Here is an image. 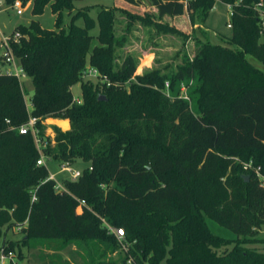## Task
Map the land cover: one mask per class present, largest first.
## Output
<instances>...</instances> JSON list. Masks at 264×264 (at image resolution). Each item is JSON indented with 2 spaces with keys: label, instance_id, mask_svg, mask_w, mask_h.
Returning a JSON list of instances; mask_svg holds the SVG:
<instances>
[{
  "label": "trees",
  "instance_id": "16d2710c",
  "mask_svg": "<svg viewBox=\"0 0 264 264\" xmlns=\"http://www.w3.org/2000/svg\"><path fill=\"white\" fill-rule=\"evenodd\" d=\"M28 1L33 16L49 4L60 19L62 11L70 14L75 2L85 0L23 3ZM123 1L149 2L158 19L187 15L201 36L192 34L193 55L179 50V64L137 75L134 55L116 61V49L127 43L115 30L117 14L128 20L126 33L139 23L155 34L189 37L115 7L99 8L94 18L77 11L67 28L56 22V30H46L37 21L17 27L24 38L13 52L33 95L27 109L17 79L0 75V248L16 253L17 261L24 259L23 248L39 257L47 249V264H264V253L245 247L259 241L264 227V188L242 166L251 161L264 175V72L246 59L264 66V28L253 9L264 0L233 7L230 36L218 37L225 45L213 44L204 28L215 0L185 6L182 0ZM79 19L83 26L76 25ZM86 65L111 86L83 82ZM181 82L191 83L188 101L178 97ZM77 83L79 105L71 93ZM29 116L69 121L67 131L51 127L53 145L45 125L36 124L47 144L45 161L86 164L75 181L63 180L64 191H56L48 169L36 164L40 154L32 135L10 130ZM76 199L88 207L81 214ZM206 218L235 239L214 235ZM101 219L124 231L128 252H119L117 260L109 258L118 253L117 241ZM17 226L22 239L6 242L5 232Z\"/></svg>",
  "mask_w": 264,
  "mask_h": 264
},
{
  "label": "rangeland",
  "instance_id": "374dc122",
  "mask_svg": "<svg viewBox=\"0 0 264 264\" xmlns=\"http://www.w3.org/2000/svg\"><path fill=\"white\" fill-rule=\"evenodd\" d=\"M112 1V0H111ZM109 0H85L81 2H75L73 4V9L71 10L70 14H68L67 11L61 12V17L59 19L58 15L52 14L49 4L44 8L43 14L40 16H33L31 14V4L30 7L26 8L24 10V13L21 16H17L14 11L11 10H5L3 13L0 14V30H2L5 33H11L13 32L17 27L19 26H28L31 21H37L39 23V26L46 30H56L55 23L58 22L60 27L67 28L68 23L70 21V18L73 14H75L77 11L85 12L91 17H95L96 12L99 11V8H120L122 10H126L132 14L140 15L142 17H147L151 21L154 22H160L162 23V19H158L156 16V12L149 8V6H143L141 5V9L139 8H133L127 5L122 6L121 4H114V2ZM138 7V6H137ZM149 8V10H145ZM151 11V12H150ZM153 11V12H152ZM116 21H115V30L117 32L118 36H126L127 43L125 46L121 49H116V61L119 63V61L125 56L126 53H130L134 55L138 61L139 65L140 63L144 64L148 62L150 59H152L151 66L149 68H161L167 64H179L181 57L175 58L176 53H178L179 50H184L186 54L189 57H192L195 43L193 42L192 34L194 33L196 36L201 37L199 32L194 29H196L194 26H192L188 20L187 15H185L183 18L176 20V25L178 27V31L181 33L187 35L189 38L185 41H183L181 38H178L173 35H159L155 34L154 29L143 27L141 24L136 23L131 27L130 32L126 33V24L128 22L127 18L122 14L116 15ZM230 15L227 7L224 5V3L220 2L219 0H215V4L213 6V9L211 10L207 21L204 24V28L206 31V34L208 35L209 40L213 44H222L221 40L218 39L219 36H230V30L227 28V24L229 23ZM169 20H166V25L169 26L168 23ZM170 23H173V20L170 21ZM163 24V23H162ZM76 25L83 26V22L81 19H79L76 22ZM175 27V26H174ZM176 27V28H177ZM184 31H187L184 32ZM98 33L97 27L90 31L91 35H96ZM184 44V46H182ZM146 56H150L151 58H147L146 61H144V58ZM246 59L249 63H251L254 67L262 70L264 72V66H262L258 61H256L251 56H246ZM145 62V63H144ZM138 65V66H139ZM144 68L138 70L139 73L144 72ZM84 82V81H83ZM95 83V82H93ZM128 87V86H126ZM191 88V83L186 84L181 82L178 85V97L184 99L189 90ZM167 95L170 94L169 89L166 90ZM23 94L24 98L29 103L31 96L33 95V86L31 84V81L29 78H26L23 83ZM71 92L74 97L73 99H81V84L77 83L71 88ZM188 101V100H186ZM51 122H45V135L46 131L48 132ZM62 129L66 130L65 124L61 125ZM68 129V128H67ZM49 134H52L53 138L54 135L52 131H49ZM53 138H51V145H53ZM43 144L46 146L45 140H43ZM47 162V161H45ZM76 162V161H75ZM47 164V163H46ZM63 163L55 162L53 160H49L47 169L49 171V174H55V184L63 186V178L67 177L69 178V174L66 172L60 171L61 166ZM86 166L83 162H77L75 166L72 168L78 169L81 171ZM206 223L210 229V231L223 239L227 240H234L235 235L228 231L227 229L221 227L214 221L206 218ZM23 234L21 233V227L17 226L14 228H11L5 232L4 240L6 242L8 241H19L22 239ZM257 239L259 240L256 243L253 244H247L245 247L254 249L258 252L264 253V227L260 231ZM232 246L230 245L228 249H230ZM223 250V249H221ZM220 250V251H221ZM23 256L26 255L25 248L22 249ZM15 257H16V253ZM28 255V256H27ZM27 255L25 258L21 261H17V264H47V258H45L44 255H51L47 249L42 252L40 255H31L27 252ZM27 257L30 260H26ZM121 257V253H115L114 255L109 256L112 260H117ZM67 256H63V260L68 261Z\"/></svg>",
  "mask_w": 264,
  "mask_h": 264
},
{
  "label": "built area",
  "instance_id": "2783aa9c",
  "mask_svg": "<svg viewBox=\"0 0 264 264\" xmlns=\"http://www.w3.org/2000/svg\"><path fill=\"white\" fill-rule=\"evenodd\" d=\"M191 0H182L181 3L185 6L186 3ZM147 1H142L140 5H147L145 4ZM149 3V2H148ZM241 0H237L233 5L232 4H225L229 11V15L231 17L232 15V9L234 6L240 5ZM31 2L28 1L26 3H23V0H13L11 4H7L6 0H0V14L3 13L5 10H11L14 11L17 16H21L24 13V10L28 7H30ZM149 7L154 8L150 3ZM155 9V8H154ZM253 9L255 10L257 16L260 19V26L264 28V3L259 2L253 5ZM227 28L230 29L231 25L230 22L227 24ZM24 38V36L15 29L11 33H5L2 30H0V75H7L15 77L20 85L21 90L23 91V83L24 80L27 78L26 74L24 73L23 68L20 65V62L18 58L15 56L13 52V45H18L21 41V39ZM80 79L84 82L91 81L95 82L101 86L110 87L111 83L109 82L108 78L104 75H102L97 69L94 67H91L90 65H86L85 68L82 70L80 74ZM132 80H134L132 78ZM128 82L125 86H127ZM169 83H164V88L168 90ZM168 96V95H167ZM184 99L188 100V97L186 96ZM77 105L81 104V99H75L74 100ZM27 109H30V103H27L25 100ZM40 121V119L30 117L28 118V121L25 124H22L18 127H12L10 126L11 131H17L20 135H26L31 134L35 145L37 147V150L40 154L39 159L37 160L36 164L38 166H45V157L42 154V148L45 147L43 144V140L39 137V130L36 128L37 122ZM41 124L45 125V121H40ZM6 123L9 125V121L7 120ZM243 169L245 171H252L257 180L259 185L264 188V175L261 174L259 167H254L252 165V162L249 161L248 163L242 164ZM60 171L66 172L69 174V179L71 181H75L80 176V171L74 170L70 164L65 163L61 166ZM48 180H53L54 175L50 174ZM56 182V181H55ZM56 191H64V187L58 185H55ZM32 201H35V196L32 197ZM77 206L75 209V212L77 214H81L83 209L88 208L86 205V202L82 199H76ZM102 226L106 229L108 234H111L114 236V238L117 241L118 244V252H121L123 254H126L128 252L129 244L125 240V234L122 228H116L113 227L111 224H109L105 219H101ZM17 264V260L15 257L14 252H4L2 248H0V264ZM126 264H131V260L128 259L126 261Z\"/></svg>",
  "mask_w": 264,
  "mask_h": 264
},
{
  "label": "crops",
  "instance_id": "0c3cea01",
  "mask_svg": "<svg viewBox=\"0 0 264 264\" xmlns=\"http://www.w3.org/2000/svg\"><path fill=\"white\" fill-rule=\"evenodd\" d=\"M109 1H111V0H109ZM113 2H114V4H121L122 6H124V5H127V6H130V7H133V8H139V9H141V5H139L138 7L137 6H131V5H128V4H126L123 0H112ZM111 1V2H112ZM145 4H147V5H144L145 7L146 6H149L148 4V2H145ZM225 5V4H224ZM149 8H151V9H153L155 12H156V9H154V8H152V7H149ZM149 8H147V9H145V10H149ZM151 12V11H150ZM153 12V11H152ZM185 15H183V16H180V17H168V16H165V17H163L162 18V23H164V24H166V20H169L168 21V23L167 24H169V26L170 27H174V28H176L177 27V25H176V20H178V19H181V18H183ZM94 18V17H93ZM208 19V18H207ZM171 20H173V23L171 24L170 23V21ZM175 21V22H174ZM207 21V20H206ZM161 22V21H160ZM176 29H178V27L176 28ZM178 30H180V29H178ZM230 30V29H229ZM184 32H186L187 33V31H184ZM147 58H151L150 56H146L145 58H144V61H146V59ZM151 62H152V59H150L148 62H144L145 63V65L144 64H142V63H140V65L138 66V68H137V71H136V74L137 75H140V74H142V72L141 73H139L138 72V70H140L141 68H142V66H143V68L144 69H146V68H149L150 66H151ZM72 93V92H71ZM73 95V94H72ZM74 97V96H73ZM74 98H78V97H74ZM47 122H51V124L49 125L50 126V128H49V130H48V132L46 131V136H49L50 138H53V136H52V134H49V131H52V126H57L58 128H60L61 129V131H67V130H69V128H70V125H69V121L68 120H58V119H47L46 120V123ZM62 124H65V126L68 128H66V130H64V129H62V127H61V125ZM52 133H53V131H52ZM53 135H54V133H53ZM49 162V161H48ZM48 162H46L47 164H46V168H47V166H48ZM77 162H82V161H80V160H77L76 162H74L73 164H70V166L71 167H73V166H75L76 164H77ZM75 170H78V169H75ZM79 171V170H78ZM49 172V171H48ZM50 175V174H49ZM52 175H54V179H55V174H52ZM69 176V175H68ZM65 179H69V178H63V180H65ZM56 181V180H55ZM25 251H26V255H27V252L28 253H30L27 249H25ZM25 255V256H26ZM25 256H24V258H25ZM28 256V255H27ZM27 261L28 260H30L28 257H27V259H26ZM33 262H31L30 264H32Z\"/></svg>",
  "mask_w": 264,
  "mask_h": 264
},
{
  "label": "water",
  "instance_id": "95a60500",
  "mask_svg": "<svg viewBox=\"0 0 264 264\" xmlns=\"http://www.w3.org/2000/svg\"><path fill=\"white\" fill-rule=\"evenodd\" d=\"M105 98L104 97H101L99 100H104ZM249 179L248 176H244V180L247 181Z\"/></svg>",
  "mask_w": 264,
  "mask_h": 264
}]
</instances>
